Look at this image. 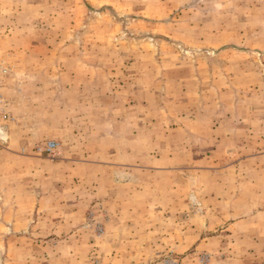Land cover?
<instances>
[{"label": "rangeland", "instance_id": "374dc122", "mask_svg": "<svg viewBox=\"0 0 264 264\" xmlns=\"http://www.w3.org/2000/svg\"><path fill=\"white\" fill-rule=\"evenodd\" d=\"M0 81V264H264V0H0Z\"/></svg>", "mask_w": 264, "mask_h": 264}, {"label": "built area", "instance_id": "2783aa9c", "mask_svg": "<svg viewBox=\"0 0 264 264\" xmlns=\"http://www.w3.org/2000/svg\"><path fill=\"white\" fill-rule=\"evenodd\" d=\"M11 120H13V117L9 111V102L2 91L0 81V146L2 145L3 135L7 129V124ZM55 145L56 143L54 141H48L46 144V150L51 151Z\"/></svg>", "mask_w": 264, "mask_h": 264}, {"label": "crops", "instance_id": "0c3cea01", "mask_svg": "<svg viewBox=\"0 0 264 264\" xmlns=\"http://www.w3.org/2000/svg\"><path fill=\"white\" fill-rule=\"evenodd\" d=\"M112 171H114V170L112 169Z\"/></svg>", "mask_w": 264, "mask_h": 264}]
</instances>
